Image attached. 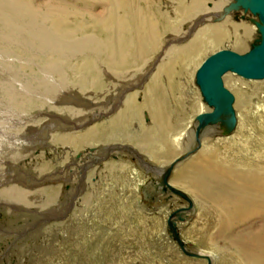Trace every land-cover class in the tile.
<instances>
[{
	"label": "bare ground",
	"instance_id": "1",
	"mask_svg": "<svg viewBox=\"0 0 264 264\" xmlns=\"http://www.w3.org/2000/svg\"><path fill=\"white\" fill-rule=\"evenodd\" d=\"M1 1L35 7V12L41 7L33 0ZM210 1L208 9L209 0H165L169 8L163 9L155 6L157 0H74V41L9 42L8 55H0V249H7L3 264L29 260L40 242L34 227L59 218L53 203L61 206L80 192L89 200L96 194L109 196L125 214L126 227L141 223L139 213L147 217L157 264H264V94H258L264 91V77L225 71L221 81L230 98L220 103L218 119L209 121L201 138L195 137L200 117L215 111L196 82L198 67L219 50H249L260 39L259 21L248 0ZM50 2V7L60 6L55 7L58 11L71 5ZM164 14L170 33L162 38ZM57 19L62 21L61 16ZM51 27L60 31L71 25L53 22ZM234 44L246 49L238 51ZM29 47L34 52L22 58L20 48ZM101 87V92H92L103 103L97 108L98 101L87 93ZM247 101H252L249 109ZM228 104L232 124L224 110ZM29 117L40 123L30 127ZM195 138L199 147L191 150ZM118 141L126 142L122 148L133 155L140 150L153 163L172 167L171 184L166 183L172 193H162L157 202L163 204L154 210L140 203L147 175L136 164L107 159L98 166L105 173L95 182L88 178L92 171L85 179L67 173V160L84 147L99 150ZM66 143L73 145L74 154L63 152L65 146L59 145ZM61 181L67 185L65 192L60 191ZM152 185L154 194L162 192L154 184L145 188ZM124 207L134 209L122 211ZM194 210L193 218L178 221ZM168 231L171 238H163L168 249L158 252ZM110 232L105 227L87 233L90 260L103 263L102 245ZM21 234L19 243L7 245ZM54 242L51 245L62 244Z\"/></svg>",
	"mask_w": 264,
	"mask_h": 264
},
{
	"label": "rangeland",
	"instance_id": "2",
	"mask_svg": "<svg viewBox=\"0 0 264 264\" xmlns=\"http://www.w3.org/2000/svg\"><path fill=\"white\" fill-rule=\"evenodd\" d=\"M33 1H34L33 3H36V4L39 2L42 3V4L39 3L41 5V7H39L37 12H35V9H34L35 7H26V8H24V7H13V5L0 0V55H8V52L10 50V48H8V46H9V42H11V40H17V39L20 40L21 39L20 41H24L22 39H26L24 42H32V41L36 40L35 43L39 42V41L40 42H49V41H55V40L74 41V0H56V1H60V2H66L69 5L71 4L67 9L61 8L63 10H59V11L57 9H55V7H60V6L50 7V6H52L51 5L52 3L50 1H53V0H33ZM157 2H158V4L157 3L155 4V6L157 5L156 7H161L163 9H165L166 7L169 6L167 3H166L167 4V6H166V4L164 3L165 0H157ZM141 4L143 5V7H147L144 2H142ZM206 5H207L206 8L209 9L212 7V2L209 0V2H207ZM155 6L153 5L152 7H154V9L156 10ZM96 7H99V6H96ZM29 8H33V11ZM58 16H61V18H62L61 22H60V20L57 19ZM161 16H162V18H161ZM161 16H159V19L161 18V20L163 21V25L160 27V29H161L160 32H161L162 38H164V36L166 34L170 33L169 32L170 28H168V26H167L165 14L161 15ZM163 18H165V19H163ZM53 22H58L59 24H63V25H65L67 23V25H69V27L71 25V27L68 30H60V31L54 30L51 27V24ZM170 23H171V21H170ZM42 25H43V27H42ZM163 34H164V36H163ZM172 34H174V33H172ZM234 45H235L234 48L238 51H244V49H246V46H244V45H239V44H234ZM7 48H8V50H7ZM20 49H21V51L19 53L22 55V58L26 57L25 53L30 52V51L34 52V47H29L26 50H24L23 48H20ZM35 51L39 52V53H37L39 56L43 55L40 53L41 49L40 50L36 49ZM184 68L185 67H181L182 71L185 72L186 69L184 70ZM262 88H264V86ZM103 89H104V87H101L100 90L94 89L91 92L88 91V93H87V94H90V97H93L94 100L96 99L98 101L96 103V106H98L97 108L102 107L103 103H102V101L98 100V98H96L97 96L95 94H93L92 92H101ZM258 94L260 97H262V95L264 94V91H260ZM140 100H141V97L139 96L138 101H140ZM251 103H252V101H247L244 104H245V106L247 105L248 109H249L251 107ZM28 119L30 122L29 123L30 127H31V125L34 126L35 124L40 123L39 120L35 121V119H31L30 117ZM144 120H145V123L150 122V116L148 115V113H146V111L144 112ZM210 123L211 122H208L205 125H200V123H198L197 128L195 130V132H196L195 137L199 138V136H200V138H201V132ZM231 131L232 130H230V132ZM196 138L194 140L193 145L190 148L191 150H195L196 148L199 147V145L196 141ZM115 143L126 144V142L123 143V142L118 141V142L107 143L106 145H111V144H115ZM129 143H130V141H129ZM131 145H133L134 148L138 149V147L135 146L134 142H131ZM59 146H61V147L65 146V149L63 150V152H65V154H68L67 152L70 153L69 155L74 154L73 145L66 143L65 145L62 144ZM72 148H73V151H72ZM105 148L98 150V149H94L93 146L84 147L81 150L82 152L81 151L78 152L77 154H75L74 157L69 158L67 160V162H68V164L66 163L67 164L66 169H68L67 173L70 176L76 175V176H78V178L85 179L86 176L92 171V173H90L88 178L89 179L91 178L90 181L95 182V180H98L99 176L102 177V175L105 173L98 166H100L101 164L106 162L107 159L112 160V161H116V160H120L123 162L127 161L128 164H134V165L136 164V162H134V160L132 158H130V155H131L130 152H128L127 150H126L127 152L126 151L123 152V150L125 148H122L123 150L118 149V148L112 150L115 152H119V150H120L123 154L119 157H113L112 155H108L106 157L104 154ZM139 152H141L143 155H145L142 151L139 150ZM69 155H68V157H69ZM61 156H62V154L59 155V157H61ZM65 156L66 155H64L63 157L65 158ZM88 156H91V158H92L91 162H90V158H88ZM146 159L149 160L148 158H146ZM135 166L138 167L137 164ZM138 169L141 170V172L145 176L147 175L141 169V167H138ZM172 172H173L172 167H170V172L168 174L169 177L167 176L164 179L163 183L160 182V184H158V186H157V183H149L148 182V175L146 176V178H145L146 180L143 183L145 194H142V190H141L142 186L140 187L141 192L140 191L139 192L141 193V199H142L140 203L146 204L145 206H146L147 210H154L153 209L154 206H159V205L163 204L162 202L161 203L157 202L158 198L161 195H163L162 193H164L163 196H167V194L172 193V192H169L167 190L168 187L166 186V183L171 184L169 182V180H170V175ZM124 174H126V172H124ZM61 182H62V184H61L62 187L60 188V191L61 192L67 191L66 190L67 185H66L65 181H61ZM100 182H103L101 178H100ZM147 184H154V186H157V189L162 190V192L159 194H154V192H157V190L155 188H153V185L149 186L146 189L145 187L147 186ZM38 188H40V187H38ZM163 188H166V189H163ZM63 190H65V191H63ZM167 192H169V193H167ZM85 194L86 193L80 192L79 194L76 195V198H74L73 200L70 199L68 202H64V203H63V200H60L61 203H63L61 206L59 204L53 203L54 206L58 205V207H59V210L56 211V214L58 215L59 218L50 219L51 221L50 220L49 221H42V222H40V224H38V227L37 226H36V228L34 227V230L32 233L39 235L38 241H40V242H37L34 244L35 245L34 249H37V248L39 249L41 247L40 249L42 251H38V249H37V251H35L34 254L32 255L34 257H32V256L28 257L29 260L26 259L23 264H55L54 262H57V261L59 262V264H95V263L98 264L97 262L90 260V259H92V257L90 256V254L88 252L89 246H88V242L86 241V237H87L86 235L89 231L92 232L93 229H94V233L96 234V233H98V231L100 229H104L105 227H108V230L110 229L111 232L109 233V236H111V237H109V236L106 237L104 240L105 243H103V245H102V251H101V257H102V261H103L102 264H104V263L105 264H113V263H115V264H132V263H134V264H157L156 258H154V256L151 255V249H150L151 243L156 242V241L152 240L151 235H149L152 233L153 230L147 229V226H148L147 222H146V220L148 219L147 217H144L141 213H139L138 220L141 223L138 226L126 227V226H124L126 224V220H127V218L124 217L125 214L123 212H120L121 210L120 209L118 210V208L115 207L116 205H112L110 203V201H112V200L110 199L109 196H107V195L106 196H97V194H96L95 198H92L91 200H89V198H85L86 197ZM99 198H100V200H99ZM48 209H49V207L46 208V210H48ZM133 209L134 208L132 207L130 210H128L127 207H124L122 211H132ZM186 209H189V208L187 207ZM15 214H17V212H15ZM195 214H196V210H194V213L193 212H186V213H184L185 219L183 218L182 215H180L178 221L180 223L185 222V221L187 222V220H190L191 218H193ZM60 215H62V216H60ZM1 218H2V215L0 216V219ZM37 220H41V219L39 218ZM99 221H101V223ZM115 222L120 223L121 229H118L119 227L116 226ZM124 228H125V230H124ZM36 229H38V230H36ZM114 230H117V232L116 231L114 232ZM118 231H120L122 234ZM169 232L170 231H168V235L167 234L163 235L162 239L163 238L165 239L168 236L171 238V235H170L171 233H169ZM23 234H21V236L19 238L17 237V239H16V237H14L13 238L14 240L12 239V242L10 240H8L7 245H13L15 242L19 243L20 240H22ZM74 234H76V236H74ZM155 234H156V232H155ZM27 238L28 237H26L25 240ZM82 238L84 240H81ZM53 239L55 242L58 241L59 243H62L60 246L58 245L59 248L56 246L57 244H55ZM164 239L162 241H160V243H159L161 245V247H158V245H157L158 252H160V250H167L168 249V248L164 247V244H165ZM43 242H45V243H43ZM51 242H54L55 245H51ZM81 243H82V245H81ZM40 244H42V246H40ZM74 245H76V246H74ZM105 245L106 246L108 245V246L106 247ZM15 246H16V244H15ZM191 246L195 247L196 245L191 244ZM109 249H111V250L109 251ZM96 253H98V252L96 251ZM106 253H107V255H106ZM6 254H7V249L1 248L0 249V257H1L0 258V264H3L2 260H4ZM75 256L77 257L76 262L73 261ZM106 258H109V261ZM112 259H113V261H112ZM29 261H31V263ZM50 261H52V262H50Z\"/></svg>",
	"mask_w": 264,
	"mask_h": 264
},
{
	"label": "water",
	"instance_id": "3",
	"mask_svg": "<svg viewBox=\"0 0 264 264\" xmlns=\"http://www.w3.org/2000/svg\"><path fill=\"white\" fill-rule=\"evenodd\" d=\"M250 11L257 14L259 41L246 52L239 54L231 50L222 49L208 56L198 67L195 79L200 87L205 100L215 106V111L210 116L200 117V125H205L209 121L217 120L223 101L229 100L230 95L222 86L221 75L230 70L244 78L264 77V0H248ZM224 110L229 113V122L234 123L233 109L230 104ZM228 122V124H229ZM170 172L166 168L164 179Z\"/></svg>",
	"mask_w": 264,
	"mask_h": 264
}]
</instances>
